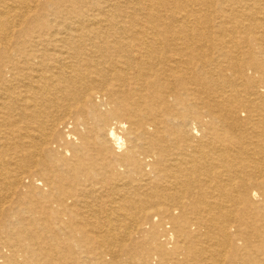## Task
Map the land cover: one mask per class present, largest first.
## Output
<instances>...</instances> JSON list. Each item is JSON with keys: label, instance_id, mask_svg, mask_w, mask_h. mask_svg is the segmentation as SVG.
I'll return each instance as SVG.
<instances>
[{"label": "bare ground", "instance_id": "6f19581e", "mask_svg": "<svg viewBox=\"0 0 264 264\" xmlns=\"http://www.w3.org/2000/svg\"><path fill=\"white\" fill-rule=\"evenodd\" d=\"M0 264H264V0H0Z\"/></svg>", "mask_w": 264, "mask_h": 264}]
</instances>
